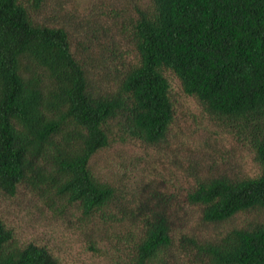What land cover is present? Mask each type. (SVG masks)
Masks as SVG:
<instances>
[{"label":"trees","instance_id":"1","mask_svg":"<svg viewBox=\"0 0 264 264\" xmlns=\"http://www.w3.org/2000/svg\"><path fill=\"white\" fill-rule=\"evenodd\" d=\"M38 10L43 0H33ZM131 16L136 58L115 88L102 90L69 32L39 23L21 0H0V194L23 184L92 216L116 188L92 158L114 141L155 144L176 116L173 71L184 92L247 140L261 172L197 180L187 201L206 222L264 208V0H137ZM143 234L132 264H264V223L217 240L173 234L169 208L138 207ZM0 264H62L46 246L16 243L0 219Z\"/></svg>","mask_w":264,"mask_h":264},{"label":"rangeland","instance_id":"2","mask_svg":"<svg viewBox=\"0 0 264 264\" xmlns=\"http://www.w3.org/2000/svg\"><path fill=\"white\" fill-rule=\"evenodd\" d=\"M21 1L39 23L67 29L75 55L94 70V83L102 90L115 88L135 60L130 30L137 0H43L38 10L33 0ZM166 74L176 111L167 139L116 140L92 158L95 175L116 188L110 205L88 216L23 184L14 196L0 194V219L15 231L16 243L46 246L62 264H132L143 234L138 207L145 201L169 208L176 240L183 234L217 240L233 228L264 223V208L206 222L201 207L187 201L197 180L256 176L261 166L247 140L186 94L173 71Z\"/></svg>","mask_w":264,"mask_h":264}]
</instances>
